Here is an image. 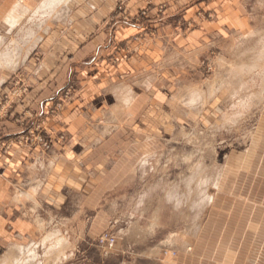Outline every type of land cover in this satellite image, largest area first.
I'll return each instance as SVG.
<instances>
[{
    "label": "rangeland",
    "instance_id": "374dc122",
    "mask_svg": "<svg viewBox=\"0 0 264 264\" xmlns=\"http://www.w3.org/2000/svg\"><path fill=\"white\" fill-rule=\"evenodd\" d=\"M42 1L0 0V53L11 40L22 49L16 67L0 69V120L18 128L0 136V155L27 149L36 154L31 169L53 168L41 157L55 140L64 141L52 128L82 86L69 61L65 82L42 87L43 62L50 60L43 45L52 33V46L59 34L75 33L84 15L100 11L97 4H113L100 24L109 52L97 61H127L115 30L134 27L147 35L141 82L147 102L135 118L133 87L122 99H132L130 112L117 99L92 121L116 129L131 114V126H141L140 133L109 135L111 142L126 138L121 152L130 166L122 186L101 201L104 222L94 240L86 238L89 215L69 204L47 214L34 239L0 241V264H82L83 255L94 256V264H116L114 254L124 264H155L145 254L165 264H264V0H68L36 21L40 41L34 44L24 36ZM19 2L28 13L16 9L18 23L9 33L5 19ZM34 89L33 107L13 114ZM122 89L120 98L128 95ZM107 152L116 154L112 144ZM101 238L115 240L114 247Z\"/></svg>",
    "mask_w": 264,
    "mask_h": 264
},
{
    "label": "crops",
    "instance_id": "0c3cea01",
    "mask_svg": "<svg viewBox=\"0 0 264 264\" xmlns=\"http://www.w3.org/2000/svg\"><path fill=\"white\" fill-rule=\"evenodd\" d=\"M96 6L100 11L90 17L84 15L75 33L59 34L60 40L54 46L51 45V40L56 38L53 33L44 42L43 50L50 55V60L43 62L42 87L65 82L72 73L69 61H73V66L80 73L82 89L72 105L58 116L55 128H52L65 138L63 142L55 140L49 155L41 157L43 164L53 167L51 170L38 172L31 169L36 154L27 149L15 147L7 155H0V241L20 244L34 239L39 236L40 221H48L47 214L53 210L62 212L74 203L79 214L89 215L86 238L94 240L93 236L104 222V211L100 207L102 199L122 186L127 178L126 167L130 166V160L121 152L127 145L126 138H121L118 143L111 142L113 136L109 138V135H126L133 130L139 132L141 126H131V114L126 118L127 123L116 129L92 125V121L104 105L110 107L112 102L117 103V99L122 101L130 96L133 87L138 92L134 94V103L136 107L139 105L134 115L135 118L142 117L145 108L142 109L141 103L144 106L147 102V92L141 89L142 77L147 69L148 49L144 44L147 35L134 30V27L115 30L114 38L123 47L121 53L126 51L129 54L127 61L121 59L113 65L107 64L106 60L97 61L98 56L109 52L107 36L100 24L107 23L103 19L110 15L113 4L110 7L107 4ZM2 75L0 72V83ZM133 79L136 80L133 82ZM121 87L127 88L122 90L128 95L120 98L123 95L119 93ZM37 95V90H32L13 114L20 113L21 108L33 107ZM131 100L128 106H122L124 110L131 111ZM39 101L41 109L47 100L43 97ZM122 116L126 115L123 113ZM16 132L18 128L10 120L6 125L0 120V136ZM111 144L116 153L114 156H109L107 152ZM41 209H44L43 219ZM113 256L116 264H124L123 257ZM145 258L155 264H165L161 259H150L148 254ZM82 264H94V256L83 255Z\"/></svg>",
    "mask_w": 264,
    "mask_h": 264
},
{
    "label": "bare ground",
    "instance_id": "6f19581e",
    "mask_svg": "<svg viewBox=\"0 0 264 264\" xmlns=\"http://www.w3.org/2000/svg\"><path fill=\"white\" fill-rule=\"evenodd\" d=\"M67 2H68V0H43L42 2H40V4L32 11V15L28 19L29 28H28L27 32L25 31L26 36H24V38L26 37V39H28V40L32 39L34 41V44L39 42L40 41L39 38H35V37H37L35 30L37 31V29L38 30L41 29V25L36 24V21L39 18H41L43 20V19L50 17V15H52V14H54V12H56L57 8H59L60 6L66 5ZM16 9L19 10V14L28 13L26 8L23 5H21L20 2L15 6V8L9 13L8 17L5 19V24L8 26V29H9L8 32L9 33L12 32L14 30V28H16L17 23H18V19H16L14 17V16H16ZM4 43H5L4 39L2 37H0V46H2V45L4 46ZM34 46H36V45H34ZM21 50L22 49L20 47L19 41L17 42L16 40H11L8 47L5 48L0 53V69H4V68L9 69L11 67H16V65H18L16 63V60L18 58V53ZM128 103H129V98L122 100L123 107L128 106Z\"/></svg>",
    "mask_w": 264,
    "mask_h": 264
},
{
    "label": "built area",
    "instance_id": "2783aa9c",
    "mask_svg": "<svg viewBox=\"0 0 264 264\" xmlns=\"http://www.w3.org/2000/svg\"><path fill=\"white\" fill-rule=\"evenodd\" d=\"M100 242H101V244L102 245H106V246H108V248H113L114 247V244H115V240H113V239H105V238H101L100 239Z\"/></svg>",
    "mask_w": 264,
    "mask_h": 264
}]
</instances>
